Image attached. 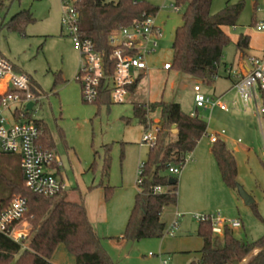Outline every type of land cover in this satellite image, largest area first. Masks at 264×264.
<instances>
[{
  "label": "rangeland",
  "instance_id": "rangeland-1",
  "mask_svg": "<svg viewBox=\"0 0 264 264\" xmlns=\"http://www.w3.org/2000/svg\"><path fill=\"white\" fill-rule=\"evenodd\" d=\"M145 1L159 8L154 22L163 36L156 54L147 59L148 70L136 91L123 104L85 102L81 83L76 79L80 56L62 26V0H0V56L32 80V86L40 93L39 111L32 119L48 127L54 152L62 164L61 174L68 184L69 199L75 200L76 191L82 192L94 221L92 226L113 263L191 264L202 249L197 237V216L215 215L227 222L241 220L243 227L233 229V233L244 242H254L264 235V158L260 157V152H264V117L260 123L254 112L199 110L197 115L208 124L209 135L192 153L198 160L210 151L213 137L226 139L229 147L235 149L238 186L253 199V206L245 204L238 189L224 184L214 158L206 167H194L189 162L177 177L178 204L165 208L161 216L166 225L164 236L133 243L122 241L138 192L140 166L149 152L150 143L143 142L144 136H153L160 120L159 111L149 114L151 122L146 132L134 116V106L164 101L179 103L186 114L195 111L194 87L200 86L202 94L209 98L219 93L227 86L224 63L233 64L236 54L231 42L224 50L219 77L210 85L177 71H163L164 64L173 61L174 35L183 24L185 7L177 10L174 0ZM228 1L245 4L239 26L229 29V35L234 38L257 32V25L264 22V0H213L211 13L218 14ZM21 10H31L36 21L24 33L9 31L8 22ZM223 102L230 106L229 100L224 98ZM106 161L108 178L104 177ZM92 164L94 168L90 169ZM101 184L114 188L107 201ZM90 187L94 188L89 191ZM178 214V227L171 236ZM20 230L30 235L32 226L24 219ZM213 245L222 246L220 235L214 236Z\"/></svg>",
  "mask_w": 264,
  "mask_h": 264
},
{
  "label": "trees",
  "instance_id": "trees-1",
  "mask_svg": "<svg viewBox=\"0 0 264 264\" xmlns=\"http://www.w3.org/2000/svg\"><path fill=\"white\" fill-rule=\"evenodd\" d=\"M78 14V29L83 38L93 42L96 50L105 56L112 53L109 37L114 31L133 24H140L149 18L154 19L159 8L145 0H69ZM176 8L185 7L183 24L175 31L173 61L171 71L201 79L210 85L219 74L225 48L231 44L224 27L235 28L245 9L240 1L228 3L218 14L211 13L213 0H174ZM257 10V7H256ZM256 10L253 16L255 20ZM36 20L31 10H21L7 24L12 32L24 33L26 27ZM249 38L241 36L237 51L245 55ZM14 71L20 73L13 65ZM30 80V79H29ZM141 81L138 82V84ZM131 88L134 93L137 86ZM32 93H40L32 86ZM1 100V95H0ZM110 102V96L102 91L94 104ZM160 112L159 132L156 141L149 147L147 159L142 164V184H138L135 203L128 219L123 239L139 242L145 239L162 238L166 230L161 216L165 208L178 203V183L169 185L170 165L181 166L199 142L208 136V124L198 117L183 112L179 103L164 101L134 106V116L148 127V116ZM43 129L40 146L55 150L53 137L43 122H36ZM176 129V136L172 130ZM212 155L217 163L224 184L237 190L238 167L233 153L224 141L217 138L212 146ZM16 156V155H15ZM0 153V208L7 207L16 197L27 203L26 219L32 226L28 238L15 242L0 234V264H53L51 258L57 247L65 246L75 258L76 264H114L102 246L101 238L90 223L84 199L71 202L60 196L46 198L33 193L26 186L20 157ZM94 168V164L90 169ZM109 162L106 161L104 177L108 178ZM178 181V178H175ZM101 187L107 201L113 187ZM162 187V193H155ZM90 187L88 190H92ZM198 237L203 242L200 257L191 264H264V235L254 242H244L234 236L233 230L224 228L222 246L213 245V232L210 223H200Z\"/></svg>",
  "mask_w": 264,
  "mask_h": 264
},
{
  "label": "built area",
  "instance_id": "built-area-1",
  "mask_svg": "<svg viewBox=\"0 0 264 264\" xmlns=\"http://www.w3.org/2000/svg\"><path fill=\"white\" fill-rule=\"evenodd\" d=\"M62 5L64 9L62 26L67 29L74 49L80 56L81 68L76 79L81 83L85 102H97L102 91H105L109 94L111 102L123 104L131 95V88L142 80L148 70L147 59L156 54L159 40L163 36L162 30L155 24L154 19L149 18L143 23L114 31L109 37L112 53L105 56L96 50L91 40L80 35L78 14L70 1L62 0ZM256 29L259 32L264 31V24L257 26ZM249 62L251 69L238 77L234 89L243 109L249 111L252 105L257 116L261 117L264 116V59L250 57ZM171 69L172 63L164 64L163 71L169 72ZM228 74L232 76L236 72L229 69ZM0 84V153L20 157V167L30 191L46 198L62 195L68 190V184L56 176L57 169L62 165L56 153L40 146L43 129L37 125L38 121L32 119L33 114L39 111L38 98L31 91L29 78L15 72L13 65L0 56ZM194 93L197 110L218 108L223 112L230 111L229 106L221 98L203 95L200 86L194 87ZM30 103H33V108L28 111ZM148 120L149 127L146 132L150 128L149 116ZM159 129L157 124L154 135L145 134L143 142L152 146ZM216 140L217 138H212L213 143ZM191 160L189 154L181 166L170 165L168 174L175 179ZM142 166L143 164L140 166L139 176ZM139 176L137 185L142 184ZM163 191L162 187L154 189L155 193ZM27 210L26 200L22 197H16L7 207L0 208V234L15 242L28 238L29 234L20 230ZM177 216L170 230L171 236L178 227L180 215ZM195 220L199 224L210 223L214 236H222L225 227L232 230L242 227L239 220L227 222L215 215L197 216Z\"/></svg>",
  "mask_w": 264,
  "mask_h": 264
},
{
  "label": "crops",
  "instance_id": "crops-1",
  "mask_svg": "<svg viewBox=\"0 0 264 264\" xmlns=\"http://www.w3.org/2000/svg\"><path fill=\"white\" fill-rule=\"evenodd\" d=\"M228 3H231L232 4L231 1H228L226 3V5ZM259 11L263 12L262 9H259ZM261 24H264V22H261L257 26H259ZM238 26H239V24H238ZM238 26H236L235 28H237ZM229 29H231V28L224 27L223 28V31L230 37L231 42L235 46V53L236 54H235V57H234V63L231 64V65H227L226 63H224L225 79L227 80V86L224 89H222L219 93H217V94L215 93V95L212 98H221L222 101H223L224 98L227 99V100H229V102H230L229 103V105H230L229 106L230 111L229 112H224V113H235V112H238V113L247 114V113H250V112H254L256 114V112H255V110H254V108H253L252 105L250 106V110L249 111H245L243 109V105L241 103V100L239 99V97H238V95H237V93H236V91L234 89V83L236 82V80L238 79V77L243 76L244 74H246L251 69V64L249 62V58L250 57H258V58L264 59V41H263L264 40V34H262V33H264V31H262V32L257 31V32H254V33L245 32V34H242L241 33L239 36H235L234 38H232L229 35V32H228ZM241 36H245V37H248L249 38V45H248V49L245 52V55L242 54V53H239L237 51V48H236V46H237V44H238ZM220 65H221V63H220ZM220 65H219V70H220ZM229 69H232L233 71H235L236 74L235 75H232V76L229 75L228 74V70ZM218 77H219V75H218ZM216 80L214 82H216ZM0 88H1V84H0ZM132 94H134V93H132ZM215 109H218V108H215ZM198 111L199 110H197L196 107H195V111L189 113L188 115H192L193 116L194 114H197ZM221 112H223V111H221ZM256 116H257V114H256ZM257 117H258L260 123H262L261 121H262V118L264 116H261V117L257 116ZM159 121L160 120H158L157 124L159 123ZM172 132H173V135L176 136V134H177L176 129H173ZM208 135H209V132H208ZM217 136H219V135L217 134ZM219 138H220V136H219ZM220 140H222V141L225 142L227 148L234 155L235 149H231L229 147L228 141L226 139H223V138H220ZM200 142H199V144H200ZM211 143H212V145H210L211 146L210 147V151L207 154H205V155H203L201 157L199 156L198 160H194V157L192 156L193 154H191V157H192L191 162H193L195 164L194 167H198V166H202V167L211 166V163H212L213 158H214L213 155H212L213 142H211ZM260 157L261 158H264V152H260ZM56 176L59 179L65 181V178L61 174V167H59L57 169ZM75 194H76L75 196H77V198L75 197L76 198L75 200L69 199V195H68V192L67 191L65 193H63L62 196L67 197V200L68 201H71V202H79L78 198L79 199H80V197L83 198V194H82V192L80 190H79V193L76 191ZM84 204H85V208L87 210L88 219H89L90 223L93 224L94 221L91 218L90 209H89L88 204L86 203V200L85 199H84ZM239 221L241 222L242 227H243V222L241 220H239ZM197 233H198V231H197ZM197 237H198V235H197ZM121 239H122V241H125L123 239V236H122ZM202 247H203V242H202ZM200 251H197L196 252V255L197 256H196V259L195 260H197L200 257ZM51 263H53V264H76V261H75V258L68 253V251L65 248V246L63 244H61V245H59L57 247L55 253L53 254V256L51 258Z\"/></svg>",
  "mask_w": 264,
  "mask_h": 264
},
{
  "label": "water",
  "instance_id": "water-1",
  "mask_svg": "<svg viewBox=\"0 0 264 264\" xmlns=\"http://www.w3.org/2000/svg\"><path fill=\"white\" fill-rule=\"evenodd\" d=\"M32 108H33V103H30L27 107V110L30 111ZM177 183H178V181L176 179H174L172 177L169 179V185L170 186H174ZM237 189H238L240 197L244 200L245 204L247 206H253L254 205L253 199L246 192H244V190L241 187L238 186ZM233 264H238V262H234Z\"/></svg>",
  "mask_w": 264,
  "mask_h": 264
}]
</instances>
